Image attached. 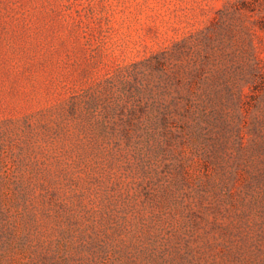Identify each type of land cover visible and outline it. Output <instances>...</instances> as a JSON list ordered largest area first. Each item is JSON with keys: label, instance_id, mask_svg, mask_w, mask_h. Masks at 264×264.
Returning <instances> with one entry per match:
<instances>
[{"label": "rangeland", "instance_id": "374dc122", "mask_svg": "<svg viewBox=\"0 0 264 264\" xmlns=\"http://www.w3.org/2000/svg\"><path fill=\"white\" fill-rule=\"evenodd\" d=\"M261 15L0 0V264H264Z\"/></svg>", "mask_w": 264, "mask_h": 264}, {"label": "trees", "instance_id": "16d2710c", "mask_svg": "<svg viewBox=\"0 0 264 264\" xmlns=\"http://www.w3.org/2000/svg\"><path fill=\"white\" fill-rule=\"evenodd\" d=\"M255 1H259V0H255ZM260 3H262V1ZM262 16L264 18V15H261L260 17H262ZM262 24H263V27H264V23H262ZM165 115L167 116V118L162 120V122H161V124H162L164 129L168 128L170 124L175 122L174 118L171 117V115L169 113H165Z\"/></svg>", "mask_w": 264, "mask_h": 264}]
</instances>
